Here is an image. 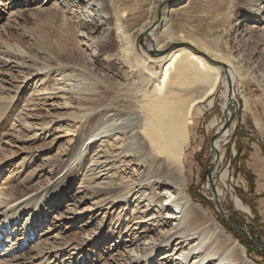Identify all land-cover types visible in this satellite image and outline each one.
Segmentation results:
<instances>
[{"label": "rangeland", "instance_id": "374dc122", "mask_svg": "<svg viewBox=\"0 0 264 264\" xmlns=\"http://www.w3.org/2000/svg\"><path fill=\"white\" fill-rule=\"evenodd\" d=\"M65 1L70 2L66 7L63 0H0V231L20 234L26 223L28 231L32 229L31 233L37 234L31 244L27 236L22 238L7 255L1 248L0 264H18L17 259L39 243L42 248L52 245L57 248L46 256L32 258L29 264H171L162 260V256L166 251H174L181 236L173 237L169 246L166 244L175 232L172 226L175 221H171L172 225L169 221L159 225L156 221L167 216V211L158 213L156 198L155 203L148 202L154 192L162 194L163 189L139 185L129 202H112L109 195L95 194L109 180L137 186L145 178L144 167L139 168L135 162L122 164L124 154L136 152L139 142L125 138L120 144L116 142L108 163L104 164L107 166L92 170L93 146L108 141L104 138L93 143L94 139L107 135L91 139L97 133L96 123L101 121L98 125L108 127L110 135L121 121H113L111 113L103 117L101 109L87 121L76 119L80 110L70 98L77 93L73 89L68 95L70 106H65L59 96L43 98L46 90L52 91L57 80L66 76L70 79L67 88L90 87L99 92L104 106L116 102L121 106L130 102L138 106L135 98L128 95L138 89L139 72L127 76L114 69L106 71L102 66L119 56L114 41L116 32H109L114 42L99 51L95 43L100 39L91 41L76 20L67 22L74 12L87 19L92 11L91 0L82 5L76 0ZM239 1L241 7L233 13L235 20L227 28L230 32L209 24L210 19L227 14L225 0H206L202 21L191 23L186 30L201 42H218L222 50L227 47L229 55L241 63L234 83L237 116L226 130L228 135L220 148L221 161L214 175L222 208L233 212L228 216L229 222L216 208L206 173L212 138L226 121L227 73H223L222 82L211 98L212 105L209 106V101L199 105L202 114L195 117L187 149L185 192L195 206L204 209L214 228L222 227L225 235L222 242L229 238L241 244L248 241L244 232L235 230L236 235L230 234L224 224L247 228L257 246L248 241L252 248L247 252L246 264H264V42H254L256 35L250 43L241 41L248 23L242 17L245 0ZM135 8L136 5L129 7L131 11ZM184 10L194 9L186 5ZM259 12L263 14L261 21L254 25L261 29L264 5ZM93 25H97L96 21ZM66 28L71 35L68 48L72 55L60 59L56 41ZM221 35L223 40L218 38ZM245 39H250V35ZM151 41L146 37L139 40L141 55ZM154 67L157 71L161 69L159 63ZM38 68H45L46 73L37 74ZM127 113L121 116L125 127L129 120L142 117L136 108ZM106 149L108 152L110 148H103ZM57 183L59 188L55 187ZM13 185L20 188L11 191ZM204 199L206 205L200 202ZM237 199L249 213L237 209ZM51 213L57 218H50ZM46 216L47 221L39 224Z\"/></svg>", "mask_w": 264, "mask_h": 264}, {"label": "bare ground", "instance_id": "6f19581e", "mask_svg": "<svg viewBox=\"0 0 264 264\" xmlns=\"http://www.w3.org/2000/svg\"><path fill=\"white\" fill-rule=\"evenodd\" d=\"M76 1L79 5L85 3V0ZM225 1L227 14L213 20L210 19L209 24L227 29L231 28L232 21L235 20L233 13L241 6H239V0ZM63 3L66 7L70 2L63 0ZM205 3L206 0H91L89 6L92 5V11L88 12L87 19H84L83 15L79 16V12H74L70 14L71 17L67 19V22L72 23L76 20L79 27L87 31L91 41L100 39L95 43L96 49L99 51H103L106 46H110L116 41L119 56L115 55L113 60H109V64H103V69L110 72L114 69L127 76L139 72L138 89L128 95L135 98L138 106L134 107L131 102L123 106L117 102L104 106L101 104L99 92H95L96 90L90 87L83 90L77 87L76 89L75 85L72 88H67L66 82L70 79H66V76L57 80L59 82L52 91L46 90L43 98L50 99L59 96L65 106L71 105L70 98L75 100L77 109L80 110L76 119H86L87 121L101 109L100 115L103 117L111 113L109 117H113V121H121L113 129L116 131L110 135L108 127L100 128L101 121L96 123L97 133L91 139L107 135L98 140L94 139L93 143L104 138H108V141H102L97 147L93 146L94 153L90 169L94 167L97 171L99 168H105L107 165L104 164L108 163L107 158L111 150L113 151L116 144L118 142L120 144L124 138L125 140L132 139V141L135 139L139 142L136 152L124 154L122 164L127 162L129 163L127 165H130L135 162L139 168L144 167L147 170L145 178L138 182L137 186L132 183L123 186L121 183L109 180L103 188L97 189L95 194L97 196L109 195L112 202H121L128 201L139 185L145 184L151 188L159 189L160 187L163 189L162 194L154 192L148 202L155 203L156 198V202L158 201L159 204L158 213L163 210L167 211V216L156 221L159 225L161 222L167 224L168 221L172 225L171 221H175L172 225L175 232L169 237L166 244L169 246L175 236L181 237L178 238L174 251H166L162 260L169 261L171 264H246L249 262L247 248L232 238L222 242L221 240L225 236L222 227L214 228L215 225L206 215L204 209L195 206L185 192L187 149L195 117L202 114L199 105L208 101L209 106L212 105L211 98L222 82L223 73H227V92L224 96L227 121L233 113L231 104L236 103L234 83L236 76L241 71V63L229 55L227 47L222 50L218 42L204 43L187 33V27L191 23L202 21ZM245 3L242 17L247 19L248 25L245 26L244 32L246 33L245 37L250 35V39L243 37L241 41L250 43L252 37H255L253 35H256L257 38L254 42L257 41V44H261L264 42V26L262 25L260 29L254 24L261 21L263 14L259 12V9L261 5H264V0H245ZM185 4L189 9L193 8L194 10L192 12L184 10ZM132 5H136L135 11L129 9ZM94 21H96V26L93 25ZM111 30L116 32L117 37L114 38V41L113 34L109 33ZM227 31L230 32L229 29ZM97 33L100 36L94 37V34ZM60 36V40L57 38L56 47L60 51L59 58L63 59L72 55L68 48L71 35L66 28L61 31ZM145 37L152 41L146 51L142 50L141 55L137 45L139 40ZM218 38L223 40L222 35ZM150 52L156 54V57H152ZM112 61L115 62L114 65L111 64ZM152 63L154 65L159 63L160 71H157L154 65L150 66ZM35 71L37 74L46 73L45 68H38ZM228 80L233 86L232 102L228 99ZM77 86L79 85L77 84ZM71 90L77 93L74 97L72 95L69 98ZM135 108L139 109L142 117L138 120L131 119L132 124L129 120V125L125 127L126 124L122 123L124 117L121 116L129 114L127 112L135 110ZM93 119L95 117L91 120ZM227 135L228 132L223 131L222 136L215 143L219 152ZM106 142L107 144H105ZM103 148L110 149L106 152L107 149L103 150ZM100 153H103L104 156ZM103 159L106 161L103 162ZM96 171L95 174L99 173ZM59 186V183L55 184V187L59 188ZM18 188L20 185H13L11 191ZM67 190L65 189V194ZM236 207L240 211L249 213V209L243 206L238 199ZM49 217L53 218V213L49 214ZM47 218V216L43 218L39 224L47 221ZM54 218L56 219L57 216ZM70 221L71 224L72 219ZM34 222L36 223L38 220ZM31 230L28 231L25 223L20 234L19 232L11 234L7 230L0 231V237L3 238L0 241V249H3L5 255L12 253L17 243L25 236H27L28 244L33 243V237L37 234L31 233ZM191 240L192 242H189ZM187 243V247L183 246L179 249V246ZM40 244H36L33 249L25 253L24 257H19L18 264H29V260L32 258L46 256L50 250L57 248L53 245L49 248H42ZM34 252L35 256H33Z\"/></svg>", "mask_w": 264, "mask_h": 264}, {"label": "water", "instance_id": "95a60500", "mask_svg": "<svg viewBox=\"0 0 264 264\" xmlns=\"http://www.w3.org/2000/svg\"><path fill=\"white\" fill-rule=\"evenodd\" d=\"M228 99H229V101L232 102L233 86H232V83L230 80H228ZM231 109L233 110V113L230 115L229 119L227 121H225V124L222 126V129L219 130L214 135V137L212 138L211 146H210L211 147L210 148V155H209V159H208V163H207V167H206L207 180L209 182V186H210L212 194H213V198H214L213 200L216 204V208H217L218 212L221 214V216L227 222H229L228 216L231 215L233 212L232 213L225 212L224 209L222 208L221 203H220V199L218 197L217 187L215 186V183H214L215 168L219 166L220 159H221L220 152L217 149L215 143L217 142V140L220 139L223 131L227 130L229 127L232 126V124H233V122L237 116V110H238L237 102L235 104H231ZM225 119H226V117H225ZM231 227L235 228L236 231L244 232L248 241H250L253 245L257 246V244L254 242L253 238L250 236L249 230L247 228L242 227V226H234V225H231Z\"/></svg>", "mask_w": 264, "mask_h": 264}, {"label": "trees", "instance_id": "16d2710c", "mask_svg": "<svg viewBox=\"0 0 264 264\" xmlns=\"http://www.w3.org/2000/svg\"><path fill=\"white\" fill-rule=\"evenodd\" d=\"M194 199V197H193ZM198 200V199H197ZM201 204L203 205H206L207 204V201L204 199V200H201L200 201ZM233 223V222H231ZM225 225V226H224ZM223 227L230 233V234H235L236 235V231L234 228H232L229 224H224ZM242 244L247 248L248 251H250V249L252 248V244L250 242H248L247 240H245V242H242Z\"/></svg>", "mask_w": 264, "mask_h": 264}]
</instances>
